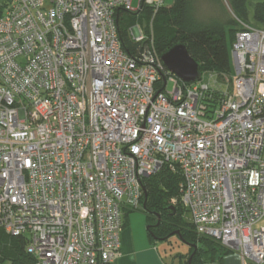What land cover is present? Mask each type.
<instances>
[{"label":"built area","instance_id":"obj_1","mask_svg":"<svg viewBox=\"0 0 264 264\" xmlns=\"http://www.w3.org/2000/svg\"><path fill=\"white\" fill-rule=\"evenodd\" d=\"M133 1L10 0L2 13L0 230L36 264H113L146 180L167 169L199 236L264 264V29L237 34L232 84L209 72L187 86L124 50L119 13L164 4Z\"/></svg>","mask_w":264,"mask_h":264},{"label":"trees","instance_id":"obj_2","mask_svg":"<svg viewBox=\"0 0 264 264\" xmlns=\"http://www.w3.org/2000/svg\"><path fill=\"white\" fill-rule=\"evenodd\" d=\"M3 1L0 17L10 0ZM134 16L140 17L152 27L151 33L146 31L150 35L145 36L142 42L135 41L130 32L131 26L127 19ZM243 24L264 29V0H174L170 7H165L164 4L158 9L143 6L142 10L136 14L121 12L118 16L119 37L128 54L138 57L153 54L160 59L172 47L182 44L200 65L201 74L205 72L232 73L233 45L237 34L243 29ZM181 182V174H173L167 169L146 180L147 198L144 200L141 211L145 212L147 219H149L147 213L151 214L154 225L157 223L154 214H161L162 217L159 228L155 229L148 224V231L154 242L159 240L152 230H162L169 220L176 221V216H179L177 209L174 207L175 210H172L173 206L168 207L164 201L180 199ZM169 211H172V214ZM184 223L178 224L183 232L180 234L173 232L161 241L178 234L183 243L195 245L196 249L193 248L185 264H189L192 255L194 256L191 264H223L224 258L231 255L219 242L199 236L191 224ZM176 224L172 222V225L176 226ZM197 236L200 238L198 239ZM26 246L24 237H12L0 230L1 262L36 264V259L27 253Z\"/></svg>","mask_w":264,"mask_h":264},{"label":"rangeland","instance_id":"obj_3","mask_svg":"<svg viewBox=\"0 0 264 264\" xmlns=\"http://www.w3.org/2000/svg\"><path fill=\"white\" fill-rule=\"evenodd\" d=\"M3 0H0V8L3 4ZM174 3V0H164V6L170 7ZM138 6V0L133 1V7L137 8ZM5 10V9H4ZM3 10V12H4ZM127 21L130 22L131 29L137 25L141 26L143 29V32L145 36H149L152 27L149 24H146V22L141 19L140 17L134 16L132 18H128ZM148 25V28H147ZM146 31L150 33H146ZM224 81H227V83L232 84V81L235 76V67L233 64V71L231 74H218ZM210 76L209 73L205 72L202 74V78L204 80H207ZM217 75H213L211 80L213 81H219L222 83L221 89L225 91L227 89V86H225L223 80ZM168 91L171 92L173 90V85L169 84L167 87ZM164 203L169 207L173 206L177 209V212L179 213V216H176V221L169 220L168 224L159 231L152 230V233L156 238H158L159 241L152 242L153 247L156 248L158 256L161 258V260L165 264H185L186 260L188 261L190 253L193 252V248H191L189 245L183 243L179 237V235H175L171 237L170 239H167L165 241L163 240L168 235L172 234L173 232H176L179 234L183 231L182 229L178 227V224H185L184 222L191 224V215L189 213H186L184 209L182 210L180 203L177 202L175 205L172 204V200L165 199ZM172 214V211H169ZM182 212V213H181ZM149 216V219H147V215L144 211L138 210L130 213L125 221V235L127 234V238L130 242L134 244V247L137 251H143L149 246V242L153 241L150 237L149 231H148V224L149 226L153 227L154 222L151 214L147 213ZM182 214V215H181ZM172 222L177 223L176 226L172 225ZM172 225V226H171ZM190 228V227H189ZM123 235V234H122ZM199 239L200 237L197 236ZM123 239V236H122ZM123 241V240H122ZM196 244V243H195ZM200 247V244L198 245ZM238 255L232 254L231 257L237 258ZM0 264H10V263H4L3 261Z\"/></svg>","mask_w":264,"mask_h":264},{"label":"water","instance_id":"obj_4","mask_svg":"<svg viewBox=\"0 0 264 264\" xmlns=\"http://www.w3.org/2000/svg\"><path fill=\"white\" fill-rule=\"evenodd\" d=\"M161 61L169 73L175 75L187 86L197 83L201 78L200 65L189 55L186 47L182 44L172 47L169 51L163 54ZM145 197L147 198V194ZM171 209L175 210L174 207ZM190 247L196 249L195 245ZM193 256L194 255L190 257L189 264H191Z\"/></svg>","mask_w":264,"mask_h":264},{"label":"crops","instance_id":"obj_5","mask_svg":"<svg viewBox=\"0 0 264 264\" xmlns=\"http://www.w3.org/2000/svg\"><path fill=\"white\" fill-rule=\"evenodd\" d=\"M124 233L125 230H123L122 235L121 255L113 264H165L158 256L156 248L152 245L154 241L149 242V246L145 250L137 251L134 244L127 238V234L125 235ZM231 255L224 258L223 264H242L239 256L234 258Z\"/></svg>","mask_w":264,"mask_h":264},{"label":"flooded vegetation","instance_id":"obj_6","mask_svg":"<svg viewBox=\"0 0 264 264\" xmlns=\"http://www.w3.org/2000/svg\"><path fill=\"white\" fill-rule=\"evenodd\" d=\"M154 216L157 219V223H156V225H154V227H155V229H157L162 224V217H161V214H157V213H155Z\"/></svg>","mask_w":264,"mask_h":264}]
</instances>
